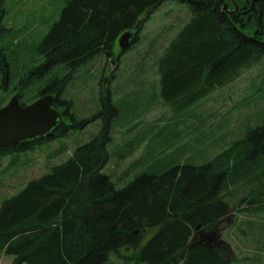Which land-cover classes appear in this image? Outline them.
Masks as SVG:
<instances>
[{"label":"trees","instance_id":"16d2710c","mask_svg":"<svg viewBox=\"0 0 264 264\" xmlns=\"http://www.w3.org/2000/svg\"><path fill=\"white\" fill-rule=\"evenodd\" d=\"M63 1L59 20L34 49L41 64L35 58L20 68L19 52L0 46V93L14 82L21 98L25 90L35 93L31 103L52 94L68 110L62 94L75 73L99 56L111 57L125 32L134 33L129 47L136 44L144 17L167 0ZM178 1L189 5L192 17L159 58L158 74L163 102L181 112L263 61L264 0ZM7 2L0 0V41L11 32L4 24ZM101 106L82 122L65 110L72 122L45 141L66 138L106 113L117 115L110 99ZM110 126L109 120L92 142L1 204L0 252L13 264H107L122 250L132 251L137 264H231L216 237L237 207L259 211L264 204V124L226 145L208 141L223 150L203 164L142 172L120 189L103 172ZM42 142L0 148V170L5 158ZM141 165L147 164L131 168ZM238 187L243 197L236 201Z\"/></svg>","mask_w":264,"mask_h":264},{"label":"rangeland","instance_id":"374dc122","mask_svg":"<svg viewBox=\"0 0 264 264\" xmlns=\"http://www.w3.org/2000/svg\"><path fill=\"white\" fill-rule=\"evenodd\" d=\"M65 5L63 0H8L4 24L11 32L1 39L0 46L7 45L19 52L20 68L35 58L36 63L43 62L34 49L59 20ZM191 17L188 4L167 0L144 17L146 21L137 32L136 44L125 52L119 44L116 46L111 58L117 63L113 72L109 73L110 62L103 55L80 68L62 94V99L71 103L68 110L59 108L66 125L72 121L65 117V110L76 122L86 121L102 111L101 99H110L117 115L106 113L82 130H71L66 138L44 141L26 153L5 158L0 170V206L30 181L63 164L79 147L92 142L109 120L110 162L103 172L111 176L119 189L142 172L161 174L178 163L203 164L223 150L221 145L215 149L208 141L226 145L242 138L247 130L263 125L264 59L236 81L186 110L174 111L163 102L158 60ZM17 42L20 46H16ZM8 87L0 93V109L21 94L14 82ZM34 94L33 90H25L20 103L29 102ZM166 135L167 147L163 143ZM120 155L124 158L118 159ZM141 161L147 165L131 168ZM152 162L156 167H149ZM242 190L238 187L232 191L236 201L243 197ZM246 207L236 208L234 216L230 215L222 224L223 232L216 239L225 243L223 252L231 264H264V204L259 211ZM132 256V251L122 250L119 256L112 254L107 264H137ZM13 261V257L0 252V264Z\"/></svg>","mask_w":264,"mask_h":264},{"label":"water","instance_id":"95a60500","mask_svg":"<svg viewBox=\"0 0 264 264\" xmlns=\"http://www.w3.org/2000/svg\"><path fill=\"white\" fill-rule=\"evenodd\" d=\"M228 10V4L224 11ZM134 33L125 32L118 40L122 51L129 48ZM109 70L117 68L116 61L110 59ZM52 94L41 97L36 102L22 106L20 96L15 95L0 109V148L16 147L22 144L45 141L66 126L62 113Z\"/></svg>","mask_w":264,"mask_h":264},{"label":"crops","instance_id":"0c3cea01","mask_svg":"<svg viewBox=\"0 0 264 264\" xmlns=\"http://www.w3.org/2000/svg\"><path fill=\"white\" fill-rule=\"evenodd\" d=\"M121 154H122V153H121ZM122 158H124L123 155L118 156V159H122ZM144 164H146V163H144Z\"/></svg>","mask_w":264,"mask_h":264},{"label":"flooded vegetation","instance_id":"af4514ba","mask_svg":"<svg viewBox=\"0 0 264 264\" xmlns=\"http://www.w3.org/2000/svg\"><path fill=\"white\" fill-rule=\"evenodd\" d=\"M112 58V56L111 57H109V58H107L108 59V61H110V59ZM108 71H109V73H111V71L109 70V68H108Z\"/></svg>","mask_w":264,"mask_h":264}]
</instances>
